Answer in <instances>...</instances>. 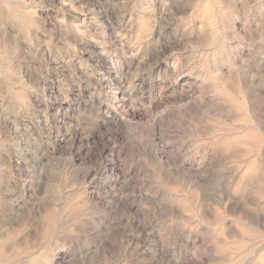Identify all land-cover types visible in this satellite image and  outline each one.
Wrapping results in <instances>:
<instances>
[{
    "label": "clouds",
    "instance_id": "1",
    "mask_svg": "<svg viewBox=\"0 0 264 264\" xmlns=\"http://www.w3.org/2000/svg\"><path fill=\"white\" fill-rule=\"evenodd\" d=\"M0 264H264V0H0Z\"/></svg>",
    "mask_w": 264,
    "mask_h": 264
}]
</instances>
